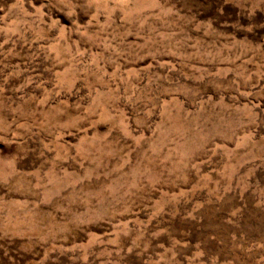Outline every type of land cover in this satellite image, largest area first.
I'll return each instance as SVG.
<instances>
[{"label":"rangeland","instance_id":"374dc122","mask_svg":"<svg viewBox=\"0 0 264 264\" xmlns=\"http://www.w3.org/2000/svg\"><path fill=\"white\" fill-rule=\"evenodd\" d=\"M0 264H264V0H0Z\"/></svg>","mask_w":264,"mask_h":264}]
</instances>
